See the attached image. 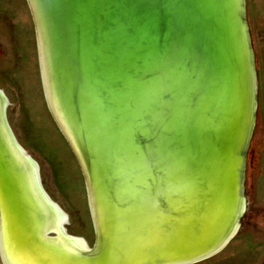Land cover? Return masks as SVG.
<instances>
[{
  "label": "water",
  "instance_id": "water-1",
  "mask_svg": "<svg viewBox=\"0 0 264 264\" xmlns=\"http://www.w3.org/2000/svg\"><path fill=\"white\" fill-rule=\"evenodd\" d=\"M26 8L36 36L40 17L52 105L70 137L46 95L37 36L45 101L78 164L94 244L89 254L46 250L40 221L18 204L0 147L6 261L196 264L220 253L247 210V155L257 122L258 77L246 0L240 17L255 77L253 124L241 151L243 205L236 228L217 246L241 89L225 0H26ZM1 94L0 128L16 152L9 101ZM39 183L46 192L40 176ZM66 225L62 221L67 232Z\"/></svg>",
  "mask_w": 264,
  "mask_h": 264
},
{
  "label": "rangeland",
  "instance_id": "rangeland-1",
  "mask_svg": "<svg viewBox=\"0 0 264 264\" xmlns=\"http://www.w3.org/2000/svg\"><path fill=\"white\" fill-rule=\"evenodd\" d=\"M246 8L258 77L257 122L245 179L247 210L230 243L196 264H264V0H246ZM0 89L9 101L7 119L15 137L38 163L47 193L68 215L67 232L93 247L83 179L45 101L36 29L26 0H0Z\"/></svg>",
  "mask_w": 264,
  "mask_h": 264
},
{
  "label": "bare ground",
  "instance_id": "bare-ground-1",
  "mask_svg": "<svg viewBox=\"0 0 264 264\" xmlns=\"http://www.w3.org/2000/svg\"><path fill=\"white\" fill-rule=\"evenodd\" d=\"M225 3L231 50L241 71V89L227 161L223 211L215 235L214 246L221 244L236 228V218L243 205V200L240 197L241 185L239 183L241 162L243 161L241 151L243 150L242 145L245 135L249 134L253 124L255 107V77L252 74L251 53L246 31L240 17L242 0H225ZM34 11L37 13L36 9ZM36 25L46 95L53 113L68 134L58 112L52 105V95L49 91V49L43 42L39 15L36 17ZM1 91L0 89V95H2ZM2 130L0 128V147L8 161L10 178L14 181L16 190L19 192L18 204L24 205L33 212L32 221H40L39 239L45 244L46 250L65 254L93 253V247L90 246L84 237L75 236L63 230L64 226L63 228L61 227L62 221H68L69 223L68 215L62 208H59V204L50 197L47 191L45 190L46 192H44L41 188L39 183V176L41 177V175L38 174L35 160L18 140L15 142L17 151L14 152L15 150L10 146L9 140L2 135V133L4 134ZM48 230H54L57 234L49 235ZM0 256L3 264H12L6 261V254L3 252V230L0 232Z\"/></svg>",
  "mask_w": 264,
  "mask_h": 264
}]
</instances>
